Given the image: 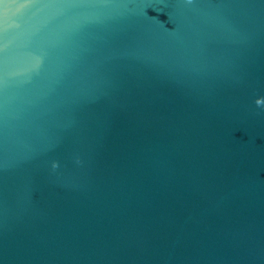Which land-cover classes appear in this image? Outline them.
<instances>
[{"label": "water", "instance_id": "water-1", "mask_svg": "<svg viewBox=\"0 0 264 264\" xmlns=\"http://www.w3.org/2000/svg\"><path fill=\"white\" fill-rule=\"evenodd\" d=\"M5 9L0 264H264V0Z\"/></svg>", "mask_w": 264, "mask_h": 264}, {"label": "snow or ice", "instance_id": "snow-or-ice-1", "mask_svg": "<svg viewBox=\"0 0 264 264\" xmlns=\"http://www.w3.org/2000/svg\"><path fill=\"white\" fill-rule=\"evenodd\" d=\"M15 2L16 0H0V20H3L7 14L5 6L14 4Z\"/></svg>", "mask_w": 264, "mask_h": 264}]
</instances>
